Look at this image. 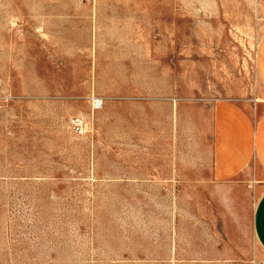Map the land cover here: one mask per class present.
<instances>
[{
	"label": "rangeland",
	"instance_id": "1",
	"mask_svg": "<svg viewBox=\"0 0 264 264\" xmlns=\"http://www.w3.org/2000/svg\"><path fill=\"white\" fill-rule=\"evenodd\" d=\"M263 34L264 0H0V264H264V185L211 180Z\"/></svg>",
	"mask_w": 264,
	"mask_h": 264
},
{
	"label": "crops",
	"instance_id": "2",
	"mask_svg": "<svg viewBox=\"0 0 264 264\" xmlns=\"http://www.w3.org/2000/svg\"><path fill=\"white\" fill-rule=\"evenodd\" d=\"M257 69L264 90V34ZM212 126L211 180L242 184L253 177L264 185V100H219L212 108ZM254 212V232L264 250V192Z\"/></svg>",
	"mask_w": 264,
	"mask_h": 264
},
{
	"label": "built area",
	"instance_id": "3",
	"mask_svg": "<svg viewBox=\"0 0 264 264\" xmlns=\"http://www.w3.org/2000/svg\"><path fill=\"white\" fill-rule=\"evenodd\" d=\"M102 101L101 100H99V99H95L94 100V106L96 107V108H100L101 106H102ZM76 129L77 130H80V127L78 126V125H76Z\"/></svg>",
	"mask_w": 264,
	"mask_h": 264
}]
</instances>
